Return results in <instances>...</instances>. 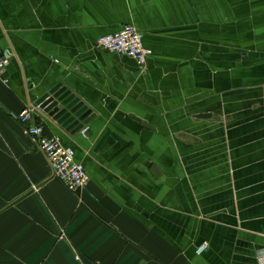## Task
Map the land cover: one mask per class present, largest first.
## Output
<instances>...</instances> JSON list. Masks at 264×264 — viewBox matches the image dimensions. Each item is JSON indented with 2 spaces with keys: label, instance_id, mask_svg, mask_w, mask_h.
Masks as SVG:
<instances>
[{
  "label": "crops",
  "instance_id": "0c3cea01",
  "mask_svg": "<svg viewBox=\"0 0 264 264\" xmlns=\"http://www.w3.org/2000/svg\"><path fill=\"white\" fill-rule=\"evenodd\" d=\"M124 26L143 69L95 46ZM0 52V264H258L264 0H0ZM57 84L94 114L74 136L33 119L76 193L15 119Z\"/></svg>",
  "mask_w": 264,
  "mask_h": 264
},
{
  "label": "built area",
  "instance_id": "2783aa9c",
  "mask_svg": "<svg viewBox=\"0 0 264 264\" xmlns=\"http://www.w3.org/2000/svg\"><path fill=\"white\" fill-rule=\"evenodd\" d=\"M95 46L99 51L133 60L140 69L145 67L151 55L142 44L141 33L131 26H124L119 32L98 39ZM11 56L8 52H0V80ZM39 112V106L28 104L15 119L36 149L44 155L53 176L71 193L84 189L89 183L84 168L75 162L73 152L62 145L59 137L47 135L43 124L34 123V116ZM257 263L264 264V253L257 255Z\"/></svg>",
  "mask_w": 264,
  "mask_h": 264
},
{
  "label": "water",
  "instance_id": "95a60500",
  "mask_svg": "<svg viewBox=\"0 0 264 264\" xmlns=\"http://www.w3.org/2000/svg\"><path fill=\"white\" fill-rule=\"evenodd\" d=\"M36 105L70 136L80 133L94 118L91 110L61 84L42 95Z\"/></svg>",
  "mask_w": 264,
  "mask_h": 264
},
{
  "label": "bare ground",
  "instance_id": "6f19581e",
  "mask_svg": "<svg viewBox=\"0 0 264 264\" xmlns=\"http://www.w3.org/2000/svg\"><path fill=\"white\" fill-rule=\"evenodd\" d=\"M76 162V161H75Z\"/></svg>",
  "mask_w": 264,
  "mask_h": 264
}]
</instances>
